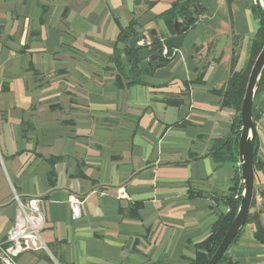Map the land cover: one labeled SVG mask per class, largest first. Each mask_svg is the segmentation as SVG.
<instances>
[{"label": "crops", "instance_id": "crops-1", "mask_svg": "<svg viewBox=\"0 0 264 264\" xmlns=\"http://www.w3.org/2000/svg\"><path fill=\"white\" fill-rule=\"evenodd\" d=\"M176 2L186 1L0 0V241L15 195L41 198L46 219L47 248L19 264H190L229 211L239 159L215 153L235 110L219 91L233 66L246 70L260 14L254 0L167 14ZM186 12L196 19L181 47L133 70L129 39L164 42ZM255 106L262 167L250 212L264 226V90ZM72 195L84 199L77 217ZM255 228L231 244L236 264H264Z\"/></svg>", "mask_w": 264, "mask_h": 264}, {"label": "trees", "instance_id": "trees-1", "mask_svg": "<svg viewBox=\"0 0 264 264\" xmlns=\"http://www.w3.org/2000/svg\"><path fill=\"white\" fill-rule=\"evenodd\" d=\"M185 1L186 2L182 4L176 2L167 11V14H174L177 16L176 13L181 12L183 9L184 11L191 9V6L197 3V0H185ZM254 8L260 14L261 23L253 39L252 48H251V56H250L248 66L245 71H235L234 66H233L226 85L219 91L222 96V106L235 110V115L232 121L231 132L227 136L221 139L220 146L217 148V151L215 153L216 154L215 157L218 161H223L226 159H235V160L238 159V140L240 136V128L242 125L241 105L243 102V98H244V94L246 91V86H247V82L249 79L252 66L264 45V12L260 4L258 3L254 5ZM195 19L196 17H194L191 12L185 13V23L187 24V25L185 24L186 26L192 25ZM130 30L131 29H123L120 33L119 40L128 41V39L131 37V34H132ZM152 41H153V46L150 49L139 47L135 49L129 48L127 50V54L129 56V60L131 61V66L133 70H137L138 69L137 67L139 66V64L145 61V59H142L140 57L139 51L141 49H147L150 52V54L153 57H155L153 61L150 59L148 64H152L154 62H157V64H159V63H164L167 61V58L163 55V47H164L163 42L161 40H153V39ZM263 90H264V70H263L261 79L259 81L258 87H257L256 97H255L254 105H253V118L255 122L260 118V111L258 108H256L255 102H256L257 97ZM257 152H258V144H257L256 154L254 157L255 170L262 167V164L258 158ZM238 184H239L238 193L241 194L242 185H241L240 173L238 176ZM233 190L237 191V187H234ZM238 193L230 194L228 196L226 202L230 206V210L225 215L220 217L219 220L215 223L211 234L197 245L198 250H197L196 256L191 261L190 264H208L209 260L211 259L212 255L215 253L216 249L221 243L227 229L231 225L238 211L240 200H241V195L237 198L235 197V195ZM255 204H256V195L254 194L252 207ZM251 221L255 222L256 238L264 244V226L261 223L258 214L250 212L248 215L246 224ZM240 234L234 239V241H236L239 238ZM228 250L221 257V259L218 261L217 264H236V262L229 255ZM0 264H2L1 261H0ZM158 264H162V263H158Z\"/></svg>", "mask_w": 264, "mask_h": 264}, {"label": "water", "instance_id": "water-1", "mask_svg": "<svg viewBox=\"0 0 264 264\" xmlns=\"http://www.w3.org/2000/svg\"><path fill=\"white\" fill-rule=\"evenodd\" d=\"M264 12V0H258ZM187 29L182 22L176 21L174 24L175 35L165 40L167 47L179 49L181 47L184 35L183 32ZM145 39L148 37H144ZM138 38L133 36L128 41V46L135 49L140 45L137 42ZM153 40H158L157 38ZM141 48V47H140ZM142 59H155L147 49L139 51ZM264 70V45L259 52L249 75L246 86L243 102L241 105V121L240 136L238 140V164L241 178L242 193L238 211L227 229L221 243L212 255L208 264H217L221 257L225 254L228 248L233 243L234 239L240 234L244 228L248 215L251 211L252 202L255 194V179L256 170L254 166V157L257 149L258 131L256 122L253 118V105L256 97L257 87Z\"/></svg>", "mask_w": 264, "mask_h": 264}, {"label": "built area", "instance_id": "built-area-1", "mask_svg": "<svg viewBox=\"0 0 264 264\" xmlns=\"http://www.w3.org/2000/svg\"><path fill=\"white\" fill-rule=\"evenodd\" d=\"M255 4L258 0H254ZM142 48L150 49L153 46L151 38H143L138 41ZM163 54H168V47L163 42ZM241 194L238 193L236 198ZM125 194L120 192V197ZM17 211L13 224L8 231L6 239L0 241V261L2 264H19L16 257L20 254L31 251L46 249V243L43 239L42 231L45 227L46 219L41 206V198L29 197L23 199L15 195ZM70 206L75 217L79 216L84 199L72 195L69 200ZM230 210V208H229Z\"/></svg>", "mask_w": 264, "mask_h": 264}, {"label": "rangeland", "instance_id": "rangeland-1", "mask_svg": "<svg viewBox=\"0 0 264 264\" xmlns=\"http://www.w3.org/2000/svg\"><path fill=\"white\" fill-rule=\"evenodd\" d=\"M164 55V54H163Z\"/></svg>", "mask_w": 264, "mask_h": 264}]
</instances>
